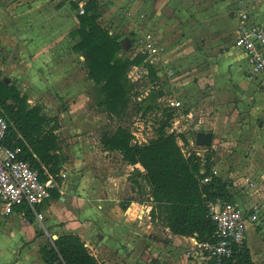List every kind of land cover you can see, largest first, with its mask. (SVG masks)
<instances>
[{
  "label": "rangeland",
  "instance_id": "rangeland-1",
  "mask_svg": "<svg viewBox=\"0 0 264 264\" xmlns=\"http://www.w3.org/2000/svg\"><path fill=\"white\" fill-rule=\"evenodd\" d=\"M169 1L157 0L156 5L151 0H99V21L106 30L119 38V55L129 58L137 54L144 55L140 64L131 65L127 71V77L134 86L127 115L119 118L109 117L104 107L98 105V92L94 82L87 77L84 57L73 49L76 38L70 35V31L78 25V20L77 11L71 4L72 0H0L1 78L8 83H14L20 92L27 96L30 105L45 102V112L58 118L59 134L64 140L62 150L67 156L65 163H71L66 135H76L77 138L87 136L91 144L100 147L101 131L122 125L129 128L135 139L146 142L153 136L164 109H172L174 112L170 127L187 137L186 143L180 141L185 154L194 152L193 150L201 151V146L194 143L195 134L210 129L207 125L199 123V120H212L216 112H220L223 118H238L239 123L235 126L241 129L257 127V120L261 115L252 113L256 106L253 99L258 98L257 91L261 92L264 98L262 80H248L247 84L242 75V63L233 70L218 69L220 74H217L216 59L213 58L227 53L233 49V44L235 45L237 35L233 37V30L239 2L242 1V5L246 6L245 3L253 5L256 0H227L222 17L225 20L224 27L218 28L220 35L212 34L209 20L200 27L195 26L194 22L184 21L185 16L180 14V1ZM202 1L207 2L209 6L206 8H209L216 6L219 0ZM171 2H174V6L167 9L166 5ZM250 5L246 7L250 8ZM250 10L254 9L251 7ZM211 16L210 14L206 17L211 18L210 22H214ZM186 18L195 21L196 15L190 11ZM146 31L155 32L159 36V43L154 40L149 48H145L141 42L143 36L139 34ZM212 35H219L220 39L208 40ZM201 37L205 40L200 41ZM199 50L203 51L199 54L202 55L200 59L196 57ZM164 53L169 54L174 72L168 65L155 69L158 67L155 63L163 60L161 58ZM234 56L233 60L238 62L239 50ZM42 57L43 66L37 61ZM150 59L155 62V67ZM162 63L165 64L164 60ZM19 66L27 68L21 72L17 70ZM150 68L154 69L156 78L150 75ZM199 68L203 70L201 78L196 75ZM251 83L255 88L247 91ZM215 85L224 89L218 96H214L206 88ZM41 86L46 89L42 90ZM208 95L211 97L208 98ZM244 97L247 100L242 104ZM170 99L175 100L177 105L170 106ZM215 101L220 105H209ZM253 116H256L254 122L248 118ZM110 156L108 161L111 164L119 163V156L107 155ZM204 156L209 157V161L212 157L208 150L204 152ZM64 165L61 170L66 172L69 167ZM121 168L120 177L127 178L121 196L124 207L127 209L129 197L133 198L134 203L148 205L147 193L133 189V180L130 179V176L134 177L137 172L142 171V167L139 164L127 168L120 166L118 170ZM104 178V181H109L106 176ZM63 179L61 177L58 180L59 186L64 183ZM144 188L148 189L146 186ZM109 191L108 187L106 193L109 194ZM21 220L23 219L15 213L5 217L0 215L1 244H6L11 249L17 246L16 236L23 232V226L26 225H22ZM149 223L150 227H147ZM138 225L141 232L145 233L152 232L161 236L165 231L160 222H151L146 217L141 222L138 221Z\"/></svg>",
  "mask_w": 264,
  "mask_h": 264
},
{
  "label": "crops",
  "instance_id": "crops-1",
  "mask_svg": "<svg viewBox=\"0 0 264 264\" xmlns=\"http://www.w3.org/2000/svg\"><path fill=\"white\" fill-rule=\"evenodd\" d=\"M151 1L154 4L157 2V0ZM179 1L180 14L185 16L184 21L194 22L195 26L200 27L209 20L212 34L220 35L221 32L218 28L224 27L225 20L222 17L225 14L223 10L227 0H219L216 6L209 8H206L209 6L207 2L202 0ZM245 4L246 6L250 5ZM173 6L174 2L166 5L167 9H172ZM246 6L244 8L251 21L264 20V0H256L255 4H251L250 6L254 9L252 11L251 7ZM153 7L155 8V6ZM228 9L232 15L230 7ZM190 11L196 15L195 21L187 20L186 17ZM210 14L214 18V22H210L211 18L206 17ZM236 21L237 17L233 30L234 38L237 35ZM141 33L139 35L143 37L150 33L155 42L159 43V36L155 32ZM219 35H212L208 40H218L220 39ZM203 40L205 39L201 37L200 41ZM238 50L240 57L237 62L233 58H235L234 53H238ZM200 53L203 51L197 52L198 59L202 57L199 55ZM168 57L170 58L169 54L164 53L161 59L165 60V64L162 63L163 60H160L155 63L158 64L155 69L168 65L169 69L175 70L173 62ZM213 58L216 59L215 71L224 68L233 70L239 63H242V75L247 81L246 83L248 84V80H262V86L264 85V72L254 78H249L250 67L246 62L245 54L234 44L233 49ZM37 61L41 62L40 65L43 66V57ZM26 68V66H19L17 70L22 72ZM217 74L220 72L218 71ZM196 75L201 78L202 68L196 71ZM213 77L215 76L213 75ZM41 87H43L42 90L46 89L44 86ZM206 88L214 96H218L219 92L224 90L216 85ZM248 88L247 91H252L255 86L251 83ZM256 93L258 98L253 99V104L256 106L252 109V113L261 115V118L257 120V127L249 126L241 129L235 126L236 123H239L238 118L234 116L223 118L220 116V112H216L211 118L212 120L201 118L199 123L207 125L210 130L204 129L196 132L194 143L201 146L202 149L201 151L193 150V153H199L197 156L200 159V172H204L207 164H210V172L215 171V175L227 182V188L234 203L247 213H252L254 208H258V221H248L247 223L245 245L249 250L252 264H264V98L261 92L257 91ZM207 97L209 98L211 95ZM246 100L247 98L244 97L241 103L244 104ZM44 103L40 104L43 109H45ZM204 103L208 105L207 101ZM217 103L218 101H215L209 105L215 104L214 106L217 107L220 105ZM248 118L254 122L256 116ZM218 127L223 129H218ZM211 129L214 130L211 131ZM200 132L210 133L209 144L197 143V136ZM66 136L71 163L64 162L65 165L63 164L64 167L67 165L69 168L66 171L67 177L63 181L64 183L57 187L59 196H52L36 205L35 212L42 215L41 219H38L35 212L29 208L13 212L23 219L21 224L26 225L23 226V232L16 236L18 244L14 249L9 248L6 244H1L0 240V264H46L41 256V247L53 235L57 236L63 233L78 234L101 264H204L202 256L194 254L192 248H189L192 243L191 236L174 234L165 227L161 236L152 232H141L138 220H133L128 215L130 204L144 206L147 209H150L151 206L148 204L149 208L146 205L134 203L133 200L127 205V209L123 206L121 196L127 178L120 177L122 168L121 170L118 168L120 166L127 168L132 165L123 161L118 151L107 150L100 142V147L94 146L87 136H83V138H77L76 135ZM180 141L182 140L179 138V144ZM207 150L212 155L210 161L204 156V152ZM108 154L119 156V163L111 164L108 161L111 156L107 157ZM97 175L100 177H96ZM104 175L109 180L108 182L104 181ZM108 187L109 194L106 193ZM147 227H150V223ZM9 238H12L11 234H9Z\"/></svg>",
  "mask_w": 264,
  "mask_h": 264
},
{
  "label": "trees",
  "instance_id": "trees-1",
  "mask_svg": "<svg viewBox=\"0 0 264 264\" xmlns=\"http://www.w3.org/2000/svg\"><path fill=\"white\" fill-rule=\"evenodd\" d=\"M71 4L78 20V25L70 31L76 38L73 49L84 57L87 77L98 92V105L104 107L109 117L123 118L127 115L134 86L127 71L131 65L140 64L144 55L132 58L119 55V38L99 21V0H72ZM80 7L82 13H79ZM1 74L0 70V114L8 122L3 143L11 148L19 147L20 158L37 169L41 179L45 180L50 174L60 180L59 172L67 159L62 150L64 140L59 134L60 121L55 115H48L40 104L30 105L27 96L14 83L2 79ZM150 75L156 78L153 68ZM173 113L172 109L163 110L153 136L146 142L134 141L129 128L122 125L102 130L99 140L105 149L118 151L126 163L142 167L143 170L130 179L133 189L147 193L151 222H160L174 234L195 237L200 242H215L217 227L207 203L216 199L233 202L232 195L227 182L210 172V164L200 172L199 157L193 152L189 155L183 152L178 140L186 143L184 134L167 131ZM208 175L210 180L203 182ZM52 196H59L57 188L51 190ZM132 200V197L127 198L128 203ZM40 251L46 264H101L76 233L51 237ZM226 261L252 264L245 244L235 246Z\"/></svg>",
  "mask_w": 264,
  "mask_h": 264
},
{
  "label": "built area",
  "instance_id": "built-area-1",
  "mask_svg": "<svg viewBox=\"0 0 264 264\" xmlns=\"http://www.w3.org/2000/svg\"><path fill=\"white\" fill-rule=\"evenodd\" d=\"M82 12L80 7L79 13ZM236 31L235 46L245 54L246 62L250 67L249 78H254L264 72V20L251 21L242 1L238 4ZM142 40L145 48H149L154 42L150 33L142 37ZM150 62L155 63L152 59ZM137 78L138 76L135 79ZM169 103L170 106L177 105L173 99H170ZM7 129L8 122L0 114V215H9L22 208H29L35 212L36 205L49 199L51 190L57 188L59 183L50 174L45 180L41 179L38 170L28 161L20 158L19 147L11 148L3 143ZM172 130L174 129L170 127L168 131ZM133 140L143 143L135 138ZM191 152H187L186 155ZM195 153L199 155L198 152ZM211 173L215 174V171ZM59 176L66 179L67 173L61 170ZM209 180L210 175L202 179L203 182ZM207 206L217 227V240L200 242L192 237L189 248H192L194 254L202 256L204 264H208L211 260H213L212 264H228L226 260L231 256L233 248L245 244L248 221H258V208H254L252 213H247L238 204L220 199L209 201ZM149 212L150 209L144 206L130 204L128 207V215L133 220L142 221L144 217L150 219ZM35 214L38 219L42 218L40 213L35 212Z\"/></svg>",
  "mask_w": 264,
  "mask_h": 264
},
{
  "label": "water",
  "instance_id": "water-1",
  "mask_svg": "<svg viewBox=\"0 0 264 264\" xmlns=\"http://www.w3.org/2000/svg\"><path fill=\"white\" fill-rule=\"evenodd\" d=\"M210 142V133L200 132L197 136V143L199 144H209ZM56 235H53L52 238H56Z\"/></svg>",
  "mask_w": 264,
  "mask_h": 264
}]
</instances>
